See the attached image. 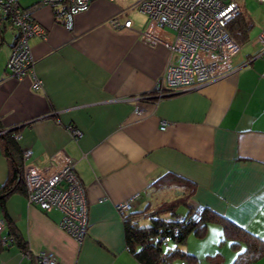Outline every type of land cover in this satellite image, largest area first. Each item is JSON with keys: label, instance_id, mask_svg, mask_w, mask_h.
Wrapping results in <instances>:
<instances>
[{"label": "crops", "instance_id": "obj_1", "mask_svg": "<svg viewBox=\"0 0 264 264\" xmlns=\"http://www.w3.org/2000/svg\"><path fill=\"white\" fill-rule=\"evenodd\" d=\"M128 4L90 0L72 15L69 28L49 5L38 4L30 16L45 38L27 39L31 71L15 77L0 61L3 127L14 128L20 148L30 150L25 161L43 164L57 150L73 159L87 222L75 240L58 226L57 210L44 212L13 191L0 204L1 234L8 238L0 243V264H43L33 251L51 252L56 264H141L125 247L122 215L162 201L157 189L170 185L153 181L167 171L194 183L191 204L201 203L264 237V47L249 35L231 58V72L155 98L153 87L170 52L161 41L140 38L146 14ZM238 4L255 33L264 27V3ZM112 16L130 18L131 26H111ZM7 28L11 37L5 41ZM3 31L7 59L14 29ZM169 33L158 31L165 40ZM69 126L80 131L76 138ZM6 171L0 152V183ZM123 200L129 207L121 213L115 205ZM208 224L219 238V224ZM218 250V264H228L235 254L226 240ZM247 264H264V254Z\"/></svg>", "mask_w": 264, "mask_h": 264}, {"label": "built area", "instance_id": "obj_2", "mask_svg": "<svg viewBox=\"0 0 264 264\" xmlns=\"http://www.w3.org/2000/svg\"><path fill=\"white\" fill-rule=\"evenodd\" d=\"M89 1L34 0L24 6L19 0H0V24L9 21L16 29L5 62L7 74L19 77L31 71L32 58L27 39L31 35L45 38L44 28L30 16L32 7L49 5L55 17L69 28L72 15L86 9ZM257 1L264 3V0ZM133 6L146 14L145 25L138 31L140 38L148 43L161 41L170 52L153 87L155 98L193 88L233 70L231 58L240 44L229 34L226 23L240 11L238 0H136ZM109 23L113 27L129 28L131 19L121 20L112 16ZM162 29L170 31L167 40L158 35ZM251 39L264 47V27ZM165 125V121H161L160 128ZM67 130L73 138L80 134L72 126ZM29 154V149L22 150L26 202L37 205L44 212L57 210L60 213L58 226L75 240H80L87 224L86 199L83 185L73 169V159L57 150L46 162L38 165L25 161ZM115 207L123 213L129 205L123 200ZM201 208L203 205L196 203L186 219L196 221ZM182 218L181 215L174 216V219ZM3 227L4 220L0 217L1 244L8 240L1 234ZM162 239L167 240L168 237L162 236ZM23 251L24 255H30L29 250ZM32 256L37 262L56 264L51 252L33 251Z\"/></svg>", "mask_w": 264, "mask_h": 264}, {"label": "trees", "instance_id": "obj_3", "mask_svg": "<svg viewBox=\"0 0 264 264\" xmlns=\"http://www.w3.org/2000/svg\"><path fill=\"white\" fill-rule=\"evenodd\" d=\"M6 26L14 29V38L16 29L9 21L0 24V33L3 31V27ZM251 27L250 20L246 18L241 10L226 23L227 31L239 44L248 40ZM3 71L7 73L6 67ZM14 131L15 129L4 128L0 121V152L7 166L6 177L0 183V204L13 191L17 190L24 194L22 149L17 143ZM181 184L183 185L181 190L183 194L180 193L182 196L175 194L170 199L158 202L149 210L145 207L122 215L125 247L135 259L141 264H172L175 258L182 259L185 264L192 263L195 261V255L183 250L180 245L189 232L197 236L202 235L205 226L211 222L218 223L220 226L222 238L218 242L226 240L228 245L235 251L232 260L228 264H247L264 254V237L235 224L215 211L207 210L205 206L200 213L199 220L186 219L195 204L188 202V199L192 196L194 186L191 180L167 171L153 181V185L159 187L166 185L177 187ZM180 204L185 207L182 215L184 219H174V215L182 214L176 212ZM141 216L148 217L149 222L139 224ZM162 236H167L168 239L163 240ZM15 238L17 243L23 246L21 240L17 236ZM168 243H171V245H168ZM220 260L218 251L215 254L208 255L210 264H218L217 262Z\"/></svg>", "mask_w": 264, "mask_h": 264}, {"label": "rangeland", "instance_id": "obj_4", "mask_svg": "<svg viewBox=\"0 0 264 264\" xmlns=\"http://www.w3.org/2000/svg\"><path fill=\"white\" fill-rule=\"evenodd\" d=\"M19 1L21 4H24L26 2V0H19ZM127 1H129V3H130V4H128V6H130V5L132 6L136 0H127ZM132 9H135V8H132ZM256 31L257 30L255 29L254 26L251 27L249 30V32H250L249 35L250 36L252 35V37H254L257 34V33H255ZM2 33H4L5 41H7L11 37V29H9V28L5 29ZM253 33H254V35H253ZM31 36H36V35H31ZM6 44H7L6 42H4L3 44H0V61H3L2 66L4 65L5 59H6V57L4 58V55H5V53L7 54V45ZM244 45H246V44L245 43L241 44V46H244ZM185 90H187V89H185ZM182 186H183L182 184L179 185V187H176L174 185H170V186L163 187L161 189H157L156 196L157 197L159 196L160 200L168 199V198L172 197L173 195H175L174 191L176 188H181ZM178 192L179 191H177V193H176L177 196L183 194V193L180 194ZM179 198H181V197H179ZM189 201H190V199H188V202ZM184 211H185V207L182 204L178 205L176 212L182 213V214H178V215L182 216ZM148 222H149V218L146 216H144V217L141 216L139 219V224H145ZM210 224L217 226L218 223H210ZM210 226L211 225L207 224V226H205L204 233L202 235H199V236L194 235L192 232H189L186 235L184 242L180 245V247L183 250L195 255V261H193L192 263H189V264H209L208 263V255L215 254L216 252H214V251H219L218 247L221 245V242L219 243L218 241L220 238H222V236L220 234L219 238H215L216 232L215 231L213 232V229ZM213 233H214V235H212ZM213 238H215V240H213ZM168 245H171V243H168ZM172 264H185V263L183 262L182 259L175 258L172 261Z\"/></svg>", "mask_w": 264, "mask_h": 264}, {"label": "bare ground", "instance_id": "obj_5", "mask_svg": "<svg viewBox=\"0 0 264 264\" xmlns=\"http://www.w3.org/2000/svg\"><path fill=\"white\" fill-rule=\"evenodd\" d=\"M202 212V208H201V210H200V212H199V214H198V218H197V220H199V218H200V213Z\"/></svg>", "mask_w": 264, "mask_h": 264}, {"label": "water", "instance_id": "obj_6", "mask_svg": "<svg viewBox=\"0 0 264 264\" xmlns=\"http://www.w3.org/2000/svg\"><path fill=\"white\" fill-rule=\"evenodd\" d=\"M180 91H183V90H180ZM175 92H179V91H175ZM172 93H174V92H172ZM172 93H168V94H166V95H169V94H172ZM9 129V128H8ZM12 129H14V128H12Z\"/></svg>", "mask_w": 264, "mask_h": 264}, {"label": "clouds", "instance_id": "obj_7", "mask_svg": "<svg viewBox=\"0 0 264 264\" xmlns=\"http://www.w3.org/2000/svg\"><path fill=\"white\" fill-rule=\"evenodd\" d=\"M240 46H241V44H240ZM237 52H238V51H237ZM237 52H236V53H237ZM164 96H165V95H164ZM195 204H196V203H195ZM195 204H194V205H195ZM193 207H194V206H193ZM191 210H192V209H191Z\"/></svg>", "mask_w": 264, "mask_h": 264}]
</instances>
